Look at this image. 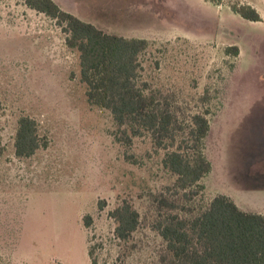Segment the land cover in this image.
I'll return each instance as SVG.
<instances>
[{
  "label": "rangeland",
  "instance_id": "rangeland-1",
  "mask_svg": "<svg viewBox=\"0 0 264 264\" xmlns=\"http://www.w3.org/2000/svg\"><path fill=\"white\" fill-rule=\"evenodd\" d=\"M252 6L259 21L230 9ZM102 31L148 41L138 83L170 105L185 131L207 114L211 171L190 201L170 190L166 150L145 133L124 141L108 110L89 105L79 54L56 21L21 0H0V264H158L161 196L192 217L217 194L264 213V0H74ZM237 46L238 56L225 53ZM32 117L45 143L14 152L17 120ZM139 214L128 243L109 212ZM91 224L85 227L84 216Z\"/></svg>",
  "mask_w": 264,
  "mask_h": 264
},
{
  "label": "trees",
  "instance_id": "trees-1",
  "mask_svg": "<svg viewBox=\"0 0 264 264\" xmlns=\"http://www.w3.org/2000/svg\"><path fill=\"white\" fill-rule=\"evenodd\" d=\"M37 13L56 21L65 34V44L78 52L80 80L87 87L89 105L108 110L124 138L150 134L155 145L166 150L163 167L175 177L173 194L186 201L204 190L200 182L211 171L204 154V139L209 131L205 114L196 113L185 131L178 124L170 105L161 101L147 84L138 83L141 64L139 56L148 41L106 33L91 23L62 10L53 0H21ZM231 11L248 21H259V13L249 4L233 3ZM225 53L238 56L237 46ZM45 143L38 124L32 117L21 115L17 120L14 152L19 158H29ZM166 214L155 225L165 242L158 264H264V214L244 211L227 195H215L208 206L192 217L180 215L186 211L176 200L158 199ZM115 223L114 236L128 243L139 226V214L124 201L109 212ZM89 227L91 219L84 216ZM91 264H98L95 246H89Z\"/></svg>",
  "mask_w": 264,
  "mask_h": 264
},
{
  "label": "crops",
  "instance_id": "crops-1",
  "mask_svg": "<svg viewBox=\"0 0 264 264\" xmlns=\"http://www.w3.org/2000/svg\"><path fill=\"white\" fill-rule=\"evenodd\" d=\"M62 10L75 15L76 17H78L80 20L87 22V23H91L93 25H95L97 28H99L95 23H93V21H91V19L85 14V11H81L79 9H77L75 7V3L74 0H53ZM100 29V28H99ZM101 30V29H100ZM125 37V36H124ZM125 38H138V37H125ZM141 39V38H140ZM229 196L234 202L235 204L242 210H244L242 208L241 203L234 198L233 196L227 195ZM244 211H248V210H244ZM255 212V211H252ZM259 213V212H257ZM264 214V213H261Z\"/></svg>",
  "mask_w": 264,
  "mask_h": 264
}]
</instances>
